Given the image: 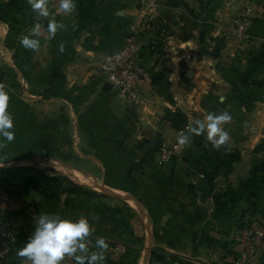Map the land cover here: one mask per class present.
I'll return each instance as SVG.
<instances>
[{"label":"crops","instance_id":"crops-1","mask_svg":"<svg viewBox=\"0 0 264 264\" xmlns=\"http://www.w3.org/2000/svg\"><path fill=\"white\" fill-rule=\"evenodd\" d=\"M244 2L75 0L71 13L48 4L45 18L28 0H0V87L15 132L0 149V179L29 203L2 215L18 228L3 264H31L17 253L46 213L87 217L86 246L104 264H234L237 228L264 219V1L246 44L214 24H228ZM50 22L63 25L54 37ZM37 24L40 47L26 49L20 40ZM132 26L146 74L125 97L100 69ZM224 112L225 145L190 131L184 154L159 163L161 143L181 125ZM120 241L127 255L116 263L109 252Z\"/></svg>","mask_w":264,"mask_h":264},{"label":"built area","instance_id":"built-area-1","mask_svg":"<svg viewBox=\"0 0 264 264\" xmlns=\"http://www.w3.org/2000/svg\"><path fill=\"white\" fill-rule=\"evenodd\" d=\"M264 0H245L228 24L214 28L220 35L237 44H246L252 39V28L259 16V8ZM53 10H59L60 0H48ZM138 30L130 27L124 37L123 45L111 52L100 71L106 81L125 97H134L144 84L146 68L143 60L144 46L139 40ZM192 125L187 122L181 125L172 141H164L158 149L159 163L166 165L180 158L187 149ZM186 138L185 144L180 138ZM4 178V177H3ZM28 201L19 198L13 191L10 182L0 179V264L12 257L18 237V228L3 214H20L28 210ZM238 244V255L234 264H257L264 251V219L250 216L237 228L234 235ZM127 255L124 242H116L110 252L109 259L121 262ZM62 264H76L74 257H66Z\"/></svg>","mask_w":264,"mask_h":264},{"label":"clouds","instance_id":"clouds-1","mask_svg":"<svg viewBox=\"0 0 264 264\" xmlns=\"http://www.w3.org/2000/svg\"><path fill=\"white\" fill-rule=\"evenodd\" d=\"M34 13L40 17H49L48 0H28ZM60 11L71 13L75 9V0H60ZM55 22H50L48 32L54 37L58 28ZM40 25H35L21 38L20 43L26 49L36 50L40 47L38 37ZM10 96L8 91L0 87V149L7 147L15 138L14 120L8 111ZM231 120L227 112L208 114L204 120L197 121V127L191 129L196 134L206 132L208 141L216 148L229 141V133L225 125ZM186 138L181 137L180 143L185 144ZM35 231L27 243L19 249L17 255L26 258L31 264H62L66 257H74L76 264H104L102 254H90L86 240L94 230L87 217L78 220L63 218L57 214H41L35 220ZM96 247L106 250L108 245L104 239L96 241Z\"/></svg>","mask_w":264,"mask_h":264},{"label":"trees","instance_id":"trees-1","mask_svg":"<svg viewBox=\"0 0 264 264\" xmlns=\"http://www.w3.org/2000/svg\"><path fill=\"white\" fill-rule=\"evenodd\" d=\"M2 79V77L0 76V80Z\"/></svg>","mask_w":264,"mask_h":264}]
</instances>
